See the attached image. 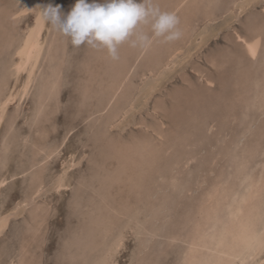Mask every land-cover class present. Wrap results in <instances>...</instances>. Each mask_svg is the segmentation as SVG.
Listing matches in <instances>:
<instances>
[{
  "label": "rangeland",
  "instance_id": "rangeland-1",
  "mask_svg": "<svg viewBox=\"0 0 264 264\" xmlns=\"http://www.w3.org/2000/svg\"><path fill=\"white\" fill-rule=\"evenodd\" d=\"M250 1L196 0L188 12L187 0L180 39L155 40L135 61L122 44V67L134 64L101 112L115 62L46 24L28 92L13 95L0 121V264H188L212 186L222 184V200L245 193L247 177L264 178V0ZM24 2L0 0V102L36 14ZM171 2L154 0L162 11ZM75 3L51 6L63 19ZM237 35H256L252 57ZM261 194L249 208L263 212ZM211 257L199 253L201 263Z\"/></svg>",
  "mask_w": 264,
  "mask_h": 264
},
{
  "label": "bare ground",
  "instance_id": "bare-ground-1",
  "mask_svg": "<svg viewBox=\"0 0 264 264\" xmlns=\"http://www.w3.org/2000/svg\"><path fill=\"white\" fill-rule=\"evenodd\" d=\"M24 1V3H26V9L31 8L34 5H37V9L34 20L31 24H29V26L26 28V32L20 38L18 42L20 45L16 56L9 65L10 74L14 76L15 81L12 85L10 84L11 86L8 87V94L0 102V121L4 111L6 110V105L12 99L13 95L19 91V96L23 97L26 93L34 69L37 67L36 65L38 64V60L44 47L43 33L45 31L46 24L40 19V10L51 6L52 0ZM195 1L196 0H188V2L187 0H172L171 4H168V8H166L164 11L172 12L177 16L178 13H184L182 11L183 4H186V2L188 3L189 12V9H191L190 5H192ZM157 2L159 3V0H157ZM160 3L158 5H160ZM244 6L234 5V7L231 9H236L238 12H242L244 10ZM12 13V11L5 12L3 18L8 20L11 17L10 14ZM141 30H143L142 32H145L151 36L150 26H141ZM7 33L5 31L3 33V36L6 39L8 38ZM256 35L253 37L237 35L238 38H240L246 53L251 57L257 51ZM157 41L160 44L161 40ZM157 41L153 40V42L147 48L135 47L133 50H131V54L129 56L133 61L137 60L139 56L144 55L146 51H148V49L151 48ZM177 49L179 48H172L167 58H170L177 51ZM102 57L106 56L103 55ZM119 57L120 58L118 61H112L110 59L112 66L114 62V64L117 66L114 70L116 73L111 76V87L109 86L110 89L104 98V101L95 109L96 112H101L106 109L118 91L124 88L125 82L129 78V74L134 62L130 63L129 65L127 64L124 69L122 63L127 59V57L124 56V58L121 57V55H119ZM150 70L152 71V69ZM23 71H26L25 80L20 82V75ZM56 71L57 69H54V75L57 74ZM91 81H93V79H91ZM86 89L88 90L89 88L86 87ZM118 114L119 113L111 114L109 119H115ZM110 121L112 123V120ZM146 146L147 145L144 147ZM144 147L142 149H144ZM52 151L53 150H50L46 155L48 156ZM125 157H127V155ZM125 159L126 158L122 156V158H120V163H123ZM260 174H262V172ZM260 177V175L259 177L257 176V178L247 177V180H244L246 182V190L244 189V191H246L245 193L234 189L223 195L222 200H219V197L222 195L220 194V191L222 190V184H214L215 182L213 183L214 185L212 188L205 194V198L203 197V203L199 202L202 204V206L198 212V230L188 245V264H264V210L261 212V210H258L259 207L256 211H254L256 209L255 207V209L249 208L251 202H253L252 205H254L256 200L258 202V194L262 193L264 195V178ZM3 180H0V184L3 182ZM62 180L63 179L60 178L57 181L56 186L64 185ZM262 197L264 200V196ZM221 212L224 213V217L222 216L223 218L220 217ZM7 219V213H1L0 232L6 226ZM115 245H117V243H115ZM203 251H209L212 257L209 260L201 263L199 259V253Z\"/></svg>",
  "mask_w": 264,
  "mask_h": 264
},
{
  "label": "clouds",
  "instance_id": "clouds-1",
  "mask_svg": "<svg viewBox=\"0 0 264 264\" xmlns=\"http://www.w3.org/2000/svg\"><path fill=\"white\" fill-rule=\"evenodd\" d=\"M40 19L67 38L72 47L87 45L102 50L112 61L119 60L122 44L147 48L153 40L169 43L182 35L178 17L162 11L154 0H76L65 18H61L57 5L40 10ZM146 25L151 36L139 31Z\"/></svg>",
  "mask_w": 264,
  "mask_h": 264
}]
</instances>
